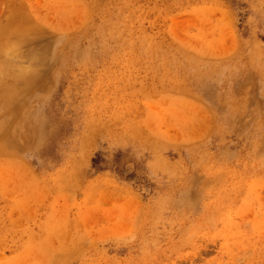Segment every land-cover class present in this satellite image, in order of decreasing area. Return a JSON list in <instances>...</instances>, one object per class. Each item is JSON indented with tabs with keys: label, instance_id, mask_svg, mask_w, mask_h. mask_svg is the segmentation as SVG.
Instances as JSON below:
<instances>
[{
	"label": "rangeland",
	"instance_id": "rangeland-1",
	"mask_svg": "<svg viewBox=\"0 0 264 264\" xmlns=\"http://www.w3.org/2000/svg\"><path fill=\"white\" fill-rule=\"evenodd\" d=\"M0 264H264V0H0Z\"/></svg>",
	"mask_w": 264,
	"mask_h": 264
}]
</instances>
